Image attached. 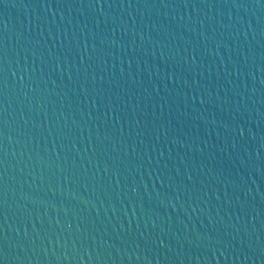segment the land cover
Here are the masks:
<instances>
[{
    "label": "water",
    "instance_id": "obj_1",
    "mask_svg": "<svg viewBox=\"0 0 264 264\" xmlns=\"http://www.w3.org/2000/svg\"><path fill=\"white\" fill-rule=\"evenodd\" d=\"M0 39L3 264H264V0H0Z\"/></svg>",
    "mask_w": 264,
    "mask_h": 264
},
{
    "label": "snow or ice",
    "instance_id": "obj_2",
    "mask_svg": "<svg viewBox=\"0 0 264 264\" xmlns=\"http://www.w3.org/2000/svg\"><path fill=\"white\" fill-rule=\"evenodd\" d=\"M96 2V0H95ZM93 6L95 3H92ZM96 36L93 35L92 39L95 40ZM87 45H85L86 47ZM97 49L93 48V54H95ZM99 52L101 55L105 53V49L101 48L99 49ZM7 55V47L5 42L0 39V76H2V64L5 56ZM105 107L108 109V105H105ZM112 111H115L114 107L111 108ZM107 115V112L105 113ZM119 114H117L118 116ZM3 116L4 112L0 111V125L3 123ZM0 135H2V132H0ZM243 135V133H241ZM99 139V138H98ZM7 161V154L4 151V147L2 142H0V213H3L4 211H7V206H8V185L4 183V174L6 169L3 168V165H5ZM262 170H264V166H262ZM193 177L191 175L187 176V180H192ZM27 234L25 233V236ZM160 246H164V241L162 238H158ZM7 240V248H5L4 241ZM15 243L17 247H22L20 244V239H19V231L17 230V239L13 242L9 236H6L4 233H0V256H4L5 254H9L10 252V247L11 245ZM151 243L150 240H145V244L149 245ZM18 258V257H17ZM0 264H3V261L0 260Z\"/></svg>",
    "mask_w": 264,
    "mask_h": 264
}]
</instances>
